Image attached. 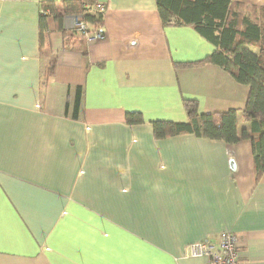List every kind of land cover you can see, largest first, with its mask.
I'll return each mask as SVG.
<instances>
[{"label": "crops", "instance_id": "obj_1", "mask_svg": "<svg viewBox=\"0 0 264 264\" xmlns=\"http://www.w3.org/2000/svg\"><path fill=\"white\" fill-rule=\"evenodd\" d=\"M40 1L0 0V264H203L184 246L226 229L241 264H264V174L255 181L250 140L153 137L154 120L186 121L183 97L203 113L244 107L246 85L186 64L214 46L192 25L164 26L156 0H96V40L71 16L62 29L47 18L56 63L44 81ZM78 86L74 119L65 103ZM127 112L143 121L126 123ZM237 127L249 122L239 115Z\"/></svg>", "mask_w": 264, "mask_h": 264}, {"label": "trees", "instance_id": "obj_2", "mask_svg": "<svg viewBox=\"0 0 264 264\" xmlns=\"http://www.w3.org/2000/svg\"><path fill=\"white\" fill-rule=\"evenodd\" d=\"M161 22L166 25H192L213 46L214 50L188 65L215 64L228 72L238 83L248 87L244 107L229 108L211 113L200 112L198 101L182 98L186 121L154 120L153 137L161 139L182 134L199 138L222 140L235 144L249 139L252 147L255 181L264 174V7L247 6L231 0H156ZM96 0H42L39 3V55L48 62L42 70L44 81L55 69V58L49 42L46 20L52 18L57 29H62L64 18L80 16L89 29H101L104 11L95 6ZM183 64V65H186ZM83 89L78 86L72 102V115L78 119ZM241 114H239V112ZM249 122L248 128L238 131V116ZM125 121H143L139 112H127Z\"/></svg>", "mask_w": 264, "mask_h": 264}, {"label": "built area", "instance_id": "obj_3", "mask_svg": "<svg viewBox=\"0 0 264 264\" xmlns=\"http://www.w3.org/2000/svg\"><path fill=\"white\" fill-rule=\"evenodd\" d=\"M98 10L104 11L105 5L101 1L95 2ZM72 28L86 42L101 38V29L91 31L86 22L77 15H72ZM236 235L231 230H223L217 242L209 240L194 241L184 246V257L205 258L203 264H241L239 261L238 250L236 249Z\"/></svg>", "mask_w": 264, "mask_h": 264}, {"label": "rangeland", "instance_id": "obj_4", "mask_svg": "<svg viewBox=\"0 0 264 264\" xmlns=\"http://www.w3.org/2000/svg\"><path fill=\"white\" fill-rule=\"evenodd\" d=\"M241 110V109H240ZM239 112V114H241V112L240 111H238ZM238 118H239V116H238Z\"/></svg>", "mask_w": 264, "mask_h": 264}]
</instances>
